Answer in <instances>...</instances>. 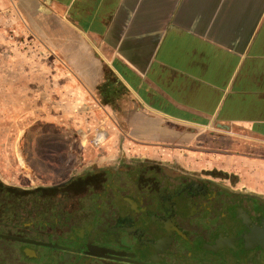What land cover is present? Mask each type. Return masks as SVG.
Returning <instances> with one entry per match:
<instances>
[{"label": "crops", "instance_id": "crops-1", "mask_svg": "<svg viewBox=\"0 0 264 264\" xmlns=\"http://www.w3.org/2000/svg\"><path fill=\"white\" fill-rule=\"evenodd\" d=\"M16 14L81 84L72 95L86 122L65 116L62 104L42 109L59 139L74 130L78 141L100 122L119 128L124 142L158 148L214 138L223 171L264 192V0H0V30L21 29ZM15 77L0 87L14 119L32 110L31 86H16Z\"/></svg>", "mask_w": 264, "mask_h": 264}, {"label": "flooded vegetation", "instance_id": "flooded-vegetation-1", "mask_svg": "<svg viewBox=\"0 0 264 264\" xmlns=\"http://www.w3.org/2000/svg\"><path fill=\"white\" fill-rule=\"evenodd\" d=\"M210 175L133 161L75 176L59 196H87L82 208L57 209V200L45 209L51 215L29 205L26 214L0 216V234L26 239L0 236V264H264V248L241 240L264 227V197ZM14 191L0 182V195L10 200ZM96 247L121 254L100 256Z\"/></svg>", "mask_w": 264, "mask_h": 264}, {"label": "rangeland", "instance_id": "rangeland-1", "mask_svg": "<svg viewBox=\"0 0 264 264\" xmlns=\"http://www.w3.org/2000/svg\"><path fill=\"white\" fill-rule=\"evenodd\" d=\"M16 15V23L21 26V29L16 27L15 30H8L6 25H3L0 30V87L10 86L13 75L16 76V86L30 85L31 94L26 96L28 99L26 106L30 105V107L26 109L32 110H30V117L29 114L26 117L19 116L14 119L13 111L10 110L13 107L8 103V96L0 95L1 183L25 190L37 187H58L75 176L95 169L106 167L114 170L127 162L145 161L156 163L169 172L178 170L197 175L211 173L210 176L215 177L219 183L264 197V192H255L250 189L248 179L241 173L232 169L223 171L222 168L226 165L219 159L222 154L217 153L214 138L195 143L191 149L178 146L158 148L137 142H124V137L119 136V128L117 130L113 125L105 126L100 122L81 130L78 141H74L78 135L74 130L70 131L74 136L71 135V140L59 139L62 132L60 130L56 132V128H45L40 120V117L44 115L42 109L49 108L54 112L55 109L60 110V104H62L65 114H68L65 116H70L76 121L79 119V112L76 101L73 100L76 96L72 95V90L81 84L70 65L54 47L48 44L41 33L27 28L23 19L18 14ZM5 17L6 19H1V21L7 23L8 15ZM20 97L23 98V96ZM56 102L59 103L58 107ZM24 107L23 104L18 106L15 110L16 114L22 112ZM82 114L79 113V115ZM104 114L107 115L106 112ZM107 118H110L109 115ZM81 119L86 122L88 116L83 114ZM64 128L65 131L72 128L71 123L65 125ZM100 129L109 138L96 147L90 138ZM110 134L114 136H109ZM77 145L80 146L81 153L79 154L72 152V148L76 149ZM86 151H90L91 154L88 152L85 154ZM59 191L56 196L45 198L40 203L39 210L42 215L53 214L52 211L45 209L51 206L54 209V203L58 202L57 200H60L56 203L58 209L69 203L71 206L67 205L68 208H74V206L82 208L86 203L85 199H88L87 196H82L83 198L81 197L78 203H72L70 199L61 200ZM72 198L78 200L76 196ZM8 201L7 196L0 195V216L11 213L12 209ZM28 206L29 202L26 203V209ZM1 210L8 211L1 212Z\"/></svg>", "mask_w": 264, "mask_h": 264}, {"label": "trees", "instance_id": "trees-1", "mask_svg": "<svg viewBox=\"0 0 264 264\" xmlns=\"http://www.w3.org/2000/svg\"><path fill=\"white\" fill-rule=\"evenodd\" d=\"M59 187L50 186V187H37L34 189H19L15 188L14 191V198L9 200L8 203L10 204L9 207L14 211L16 215H23L26 214V203L29 202V205L32 206V209L30 213L37 214L41 213L39 208L41 207L40 203L45 198H50L56 196V194L59 191ZM3 207V206H2ZM29 207V206H28ZM8 211V210H1ZM29 213V212H27ZM22 223V221L16 220V229H18V226ZM2 222L0 221V225Z\"/></svg>", "mask_w": 264, "mask_h": 264}, {"label": "water", "instance_id": "water-1", "mask_svg": "<svg viewBox=\"0 0 264 264\" xmlns=\"http://www.w3.org/2000/svg\"><path fill=\"white\" fill-rule=\"evenodd\" d=\"M0 236L11 238L14 240L26 241V239L16 237V236H11V235L0 234ZM224 240L222 241V242H225L224 244L232 245V240H226V241H224ZM241 240L243 241V243L247 247L250 245H253V244H259L260 246H262L264 248V227L252 229L249 233L241 235ZM96 248H97V255H100V256L117 257V256H120V254H121L118 251L109 250V249L104 248V247H96ZM106 253H108V254H106Z\"/></svg>", "mask_w": 264, "mask_h": 264}, {"label": "built area", "instance_id": "built-area-1", "mask_svg": "<svg viewBox=\"0 0 264 264\" xmlns=\"http://www.w3.org/2000/svg\"><path fill=\"white\" fill-rule=\"evenodd\" d=\"M99 133H104V132H103L102 129H100V130L96 131V132L93 134V136L90 138V141H91L92 144H93L94 146H96V147H98V146L101 145L100 142L97 141V138H98V134H99Z\"/></svg>", "mask_w": 264, "mask_h": 264}, {"label": "bare ground", "instance_id": "bare-ground-1", "mask_svg": "<svg viewBox=\"0 0 264 264\" xmlns=\"http://www.w3.org/2000/svg\"><path fill=\"white\" fill-rule=\"evenodd\" d=\"M105 138H106V137L104 136L103 133H99V134H98L97 141H99L100 144H103V142L106 140Z\"/></svg>", "mask_w": 264, "mask_h": 264}]
</instances>
